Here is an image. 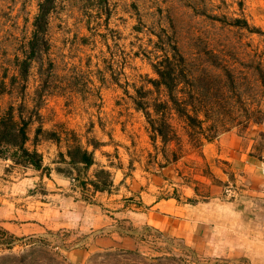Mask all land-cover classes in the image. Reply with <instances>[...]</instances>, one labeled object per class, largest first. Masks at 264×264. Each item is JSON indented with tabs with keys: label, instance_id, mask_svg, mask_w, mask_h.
<instances>
[{
	"label": "rangeland",
	"instance_id": "rangeland-1",
	"mask_svg": "<svg viewBox=\"0 0 264 264\" xmlns=\"http://www.w3.org/2000/svg\"><path fill=\"white\" fill-rule=\"evenodd\" d=\"M41 1L0 0V116L10 105L16 114L23 102L24 117L32 122L27 146L34 147L40 126L60 139L41 135L36 145L51 168L48 176L41 169L8 167L11 161L0 158V204L12 197V183L33 178L37 181L29 191L40 200L47 184L58 192L59 183L81 198L80 189L55 169L65 167L58 164V153L77 142L89 150L97 143L89 173L111 165L120 176L136 172L151 178L160 175L165 163L179 160L180 181L190 184L192 163L203 167L196 155L203 143L226 131L247 132L262 119L264 0H54L47 47L35 38L31 49ZM175 53L182 56L178 63L173 59V97L180 102L170 104L173 133L171 142L163 144L160 137L150 138L137 104L153 109L154 99H167L163 88L147 90L157 78L152 65ZM118 188L110 192L115 196ZM93 200L117 201L99 193ZM4 227L0 221V264H70L63 247L78 236L67 231L44 237L5 235ZM10 235L12 248L1 243ZM174 253L153 263L136 254L99 253L89 264H187V257Z\"/></svg>",
	"mask_w": 264,
	"mask_h": 264
},
{
	"label": "crops",
	"instance_id": "crops-1",
	"mask_svg": "<svg viewBox=\"0 0 264 264\" xmlns=\"http://www.w3.org/2000/svg\"><path fill=\"white\" fill-rule=\"evenodd\" d=\"M196 155L203 167L191 162L186 185L179 160L151 178L99 166L112 172L119 190L115 196L97 194L115 204L88 203L60 183L58 192L47 184L40 200L29 191L37 180H20L0 204V221L13 234L78 236L63 247L70 264H89L99 253L136 254L153 263L174 252L187 257V264H264V115L247 132L230 130L206 141Z\"/></svg>",
	"mask_w": 264,
	"mask_h": 264
},
{
	"label": "trees",
	"instance_id": "trees-1",
	"mask_svg": "<svg viewBox=\"0 0 264 264\" xmlns=\"http://www.w3.org/2000/svg\"><path fill=\"white\" fill-rule=\"evenodd\" d=\"M52 2L54 0H43L38 5V13L34 20V30L32 37L29 41L30 48L33 49L34 39H39L45 47H47V41L45 39L47 32V25L49 19V13L52 9ZM43 47L42 51L45 52L47 48ZM30 58V57H29ZM174 61L177 63L182 60V56L179 53L174 55L166 54L163 59L153 64L154 72L157 74V78L151 79L153 89L150 91H161V88L166 90L167 99H154L152 103L153 109H149L145 103L139 102L138 108L143 112L149 127V132L152 137H160L163 144H166L170 140V134H172V126L169 122V116L171 115L170 104L179 105V100L173 97V89L177 86L175 80L177 79L175 69L173 67ZM18 110L15 114V108L10 105L8 110L0 116V158L4 160H10L11 166H21L24 169L34 168L43 172L48 176L51 172V168L44 165L43 154L38 151L36 145L39 143V137L41 135L46 136L48 139L59 141V137L53 130H45L41 126L36 129L33 138V148L27 146L30 140L29 127L31 125V119L25 118L23 114V102L19 104ZM177 110V109H176ZM186 118L195 120L188 112L182 111ZM156 114V118L154 117ZM92 150L83 147L80 143L69 145L66 148V152H59L60 160L58 164H64L65 167L58 165L55 169L68 177L74 187H78L81 193V199L88 203H95L93 200L94 195L97 192H109L113 187L112 172L104 167H100L89 173L91 167L95 164L94 149L97 143H91ZM176 159L175 156L172 160ZM7 170V169H6ZM45 171V172H44ZM7 235V231H4ZM11 236V235H10ZM4 237L6 240L2 241L8 248H12L10 244L13 242V237ZM46 244V243H45Z\"/></svg>",
	"mask_w": 264,
	"mask_h": 264
},
{
	"label": "built area",
	"instance_id": "built-area-1",
	"mask_svg": "<svg viewBox=\"0 0 264 264\" xmlns=\"http://www.w3.org/2000/svg\"><path fill=\"white\" fill-rule=\"evenodd\" d=\"M226 192H228V193H229V192H230V189H227V190H226Z\"/></svg>",
	"mask_w": 264,
	"mask_h": 264
}]
</instances>
